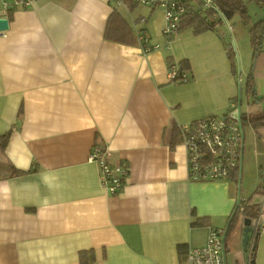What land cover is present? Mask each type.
Masks as SVG:
<instances>
[{"label":"crops","instance_id":"0c3cea01","mask_svg":"<svg viewBox=\"0 0 264 264\" xmlns=\"http://www.w3.org/2000/svg\"><path fill=\"white\" fill-rule=\"evenodd\" d=\"M187 1L206 9L203 0ZM255 8L248 26L264 21ZM113 11L132 27L134 45L104 37ZM3 18L0 137L10 134L0 150V264H80L82 253L87 263L92 255L91 264H185L179 247L203 246L210 227L225 230L238 183L191 181L172 128L232 112L241 86L226 54L230 40L248 53L239 52L240 82L251 77L258 102L246 113L264 112V27L257 52L238 16L227 22L229 36L219 25L199 34L189 28L165 50L163 12L128 1L116 7L110 0H37L5 14L0 0ZM141 34L160 50L143 53ZM184 60L188 81L171 83L167 66ZM250 130L240 200L253 195L264 169V127L262 138ZM96 145L106 146L109 164L127 167L115 194L89 160ZM11 169L24 174L13 177ZM260 193L253 225L264 227ZM194 218L208 225L193 226ZM243 219L234 221L230 243L226 238L225 264H247ZM250 245V263L264 264V233Z\"/></svg>","mask_w":264,"mask_h":264},{"label":"built area","instance_id":"2783aa9c","mask_svg":"<svg viewBox=\"0 0 264 264\" xmlns=\"http://www.w3.org/2000/svg\"><path fill=\"white\" fill-rule=\"evenodd\" d=\"M36 1L2 0L3 12L7 14L17 8H26ZM110 1L116 7H121L128 1L151 8H161L165 22L162 30V35L166 39L165 50L170 49V40L178 34L180 21L186 14V7L182 3V0ZM205 6H210L208 0H205ZM0 35L5 36L4 31H0ZM142 39L143 36L140 35L138 40L141 42ZM160 48L158 44L151 46L145 45L142 47V52L147 54L153 50H160ZM167 77L171 83H185L188 81V75L180 71L179 65L175 63H170L167 66ZM237 79L239 84L241 81L239 75ZM236 106V101L232 100L230 110L234 111ZM229 115L206 117L192 123L178 126L181 143L186 151L188 178L191 181L228 180L232 177L235 169L239 167L243 139L242 122L239 125ZM107 156L108 149L106 146L96 145L90 151L89 160L97 164L103 185L111 194H115L122 188L128 171L124 164H109L107 162ZM260 178L264 180V172H262ZM258 231L259 233H264V227H258ZM224 233V229L210 227L205 244L187 250L185 264H225ZM247 253V264H250L251 255H253L252 245L248 246Z\"/></svg>","mask_w":264,"mask_h":264},{"label":"trees","instance_id":"16d2710c","mask_svg":"<svg viewBox=\"0 0 264 264\" xmlns=\"http://www.w3.org/2000/svg\"><path fill=\"white\" fill-rule=\"evenodd\" d=\"M204 4H205V0ZM210 2V6L206 7L204 10L203 7L201 9H193L189 7V3L187 0H182V3L186 7V14L182 17L179 28L178 34L182 31H185L189 28L192 29L194 34H199L205 31H214L216 30V26L222 24L220 17L216 14L215 11H218L223 18L229 22L235 16L240 17L242 25L247 28L249 34V45L250 48L257 52L260 47L261 42V35H262V27H264V21L256 22L254 25L248 26V15L245 10V4L242 0H208ZM257 4L258 6H264V0H249ZM202 10H204L202 12ZM202 13V14H201ZM142 35V34H141ZM104 37L112 42L120 43V44H135L136 38L134 35V31L132 27L126 22V20L117 12L113 11L106 24ZM141 46L144 47L145 45H150L148 43L147 38L141 40ZM226 46V54L230 61L231 68L233 70L234 75L237 77V68H236V59L235 53L233 52L232 46L230 44H225ZM173 63V62H172ZM180 71L187 70L189 68L187 61H181L179 63ZM238 85L241 86V107L243 98H247L248 105H253L258 99H256L255 92L253 89V82L250 76H247L240 82ZM243 97V98H242ZM237 103V97L234 98ZM258 102V101H257ZM228 114V113H227ZM241 122L242 127L244 124L249 125L252 130L254 131L255 135L259 138L262 136L258 133V130L261 127H264V112H255V113H242L241 109ZM9 132L5 133L0 137V150H3L7 144L9 138ZM172 136H180L179 134V127L174 126L172 128ZM262 169L260 171V176L262 174ZM11 176L17 177L23 175L24 172L11 169L10 172ZM239 178V167L235 169L230 180L237 185ZM258 185V188L253 193L251 197L246 200H239L237 209L235 210V214L232 217V220L229 223L228 231L226 233V238L228 237L230 231L233 229L234 221L239 217L242 216L243 218L251 220L252 223H255L259 218L260 213V206L259 204H255L253 201V197L255 195H261L262 190H264V180ZM193 226H206L208 225L206 219H198L194 218L192 222ZM226 238H225V250H226ZM186 249L183 247L178 248V253L180 257L185 256ZM227 252V251H225ZM90 258V262L87 263V256L82 253L80 254V264H91L93 258L92 255H88ZM251 264V263H250Z\"/></svg>","mask_w":264,"mask_h":264},{"label":"water","instance_id":"95a60500","mask_svg":"<svg viewBox=\"0 0 264 264\" xmlns=\"http://www.w3.org/2000/svg\"><path fill=\"white\" fill-rule=\"evenodd\" d=\"M216 14L220 17L221 21L224 23V26L227 28V30H229L228 28V24L227 21L223 18V16L218 12L215 11ZM8 28V23L6 19H0V31H5ZM235 52V58L236 59V64L238 66V71H240V64L238 62V57H236V51ZM241 92H240V87L238 86V94H237V106L236 109L234 111H232L230 113V118L233 119L234 121H236L239 125H241ZM243 143H244V137L242 139V145H241V154H242V150H243ZM241 159H242V155L240 158V162H239V181H238V193H239V184H240V171H241ZM237 193L238 197H237V204L232 212V215L229 218V221L225 227V233L223 236V242H225V238H226V233L228 231V227H229V223L232 220V217L235 214V210L237 209L238 206V202L240 200L239 198V194ZM260 233L258 231V227L256 226V224L253 225V223L251 222V220L244 218L243 219V237H242V249L243 252L246 253L248 250V246L250 241L252 240L253 242L256 241V239L259 237Z\"/></svg>","mask_w":264,"mask_h":264},{"label":"rangeland","instance_id":"374dc122","mask_svg":"<svg viewBox=\"0 0 264 264\" xmlns=\"http://www.w3.org/2000/svg\"><path fill=\"white\" fill-rule=\"evenodd\" d=\"M242 1L245 4V10H246V13H247V15L249 17L250 16H253V14H254V13H251L250 6L253 7V8L254 7H257V8H255L256 9L255 12H257V14H260V10L264 11V6H262L261 8H259V6L257 4H255L254 2H252V1H249V0H242ZM158 9H160L162 11L161 8H158ZM249 23L252 24L253 22H249ZM222 25H224L223 22H222V24L219 25V28L218 29H221L222 31L226 32L225 35L226 36H229V34H228V33H230L229 30H228V33H227V28L225 26H222ZM233 42H231V40H230L229 44L232 46L233 52H234V50L236 51V57H238V62L240 64V69L242 70L243 67L241 65V56H240V53L239 52H241L242 56L245 58L248 55V53L246 51H244L246 45L243 42H239V43H236L235 41H233ZM235 59H237V58H235ZM238 73L240 74L241 72L238 71V66H237V75H238ZM240 77L242 78V74H240ZM253 106L254 105H250L249 106L248 103L246 102V99L243 98L242 107H241L242 113L244 114L246 112L253 111ZM250 129L251 128L247 124H244L243 127H242V131H243V134H244V146H245V150L248 149V147H249V133H251V130ZM240 180H241V176H240ZM235 193H238V186L236 187ZM238 194H239V198H240V196H243L244 195V193H241V181H240V185H239V193ZM237 230H238V226H236V227L234 226L233 229L230 231V233L228 235V238H227V242L228 243L231 242L232 237L236 234V231ZM237 258H240L239 255L237 256ZM240 261L241 260H239V262Z\"/></svg>","mask_w":264,"mask_h":264}]
</instances>
